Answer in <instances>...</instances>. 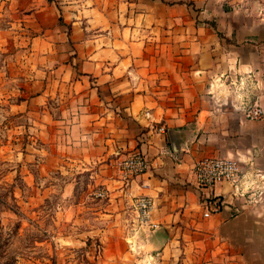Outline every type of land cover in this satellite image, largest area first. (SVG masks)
Instances as JSON below:
<instances>
[{"label":"crops","instance_id":"0c3cea01","mask_svg":"<svg viewBox=\"0 0 264 264\" xmlns=\"http://www.w3.org/2000/svg\"><path fill=\"white\" fill-rule=\"evenodd\" d=\"M6 3L33 37V78L22 92L48 148L41 176L77 167L81 180L109 192L92 211L104 226L94 264H264V118L247 120L218 89L224 72H252L254 103L264 109V65L251 63L253 49L224 56L194 12L160 0ZM133 152L149 160L147 173L128 176L109 161ZM205 158L252 163L250 184L263 191L250 201L229 183L200 188L193 169ZM74 181L67 196H79ZM142 195L153 199L155 229L136 220L133 200ZM212 197L222 210L204 218Z\"/></svg>","mask_w":264,"mask_h":264},{"label":"rangeland","instance_id":"374dc122","mask_svg":"<svg viewBox=\"0 0 264 264\" xmlns=\"http://www.w3.org/2000/svg\"><path fill=\"white\" fill-rule=\"evenodd\" d=\"M160 1L194 12L196 26L218 36L224 56L234 47H248L253 49L251 56L255 55L251 63L264 65V0ZM6 2L0 0V264H94L96 257H91L101 251L100 230L104 226L92 211L109 197L97 198L95 193L105 188L81 180L77 167L73 174H66L62 167L41 176L48 148L39 138L36 115L30 114L26 105L29 95L22 92L26 80L33 78L34 68L27 63L31 62L33 37L15 21L14 10L8 9ZM224 63L227 68L229 60L225 58ZM250 70L255 72L252 67ZM230 75L229 71L223 73L218 89L235 100L237 90L231 85L235 79H227ZM253 84L258 85L255 80L242 91L248 105H256L258 97ZM243 113L255 122L264 118L253 120ZM126 155H114L109 161ZM73 180L75 191L81 187L79 196L65 193ZM257 205L264 207V199Z\"/></svg>","mask_w":264,"mask_h":264},{"label":"built area","instance_id":"2783aa9c","mask_svg":"<svg viewBox=\"0 0 264 264\" xmlns=\"http://www.w3.org/2000/svg\"><path fill=\"white\" fill-rule=\"evenodd\" d=\"M255 81L252 73H244L238 75L231 85L237 90L235 92V103L237 107L245 112L250 119L259 120L264 117V110L260 106L248 105L246 94L242 91L250 87ZM161 131H164L162 128ZM113 167L122 174L128 176H139L147 173L150 170V163L146 156L140 152H133L129 155L122 156L113 161ZM253 169V164H249V170ZM194 175L197 184L202 189H211L218 184L229 183L234 189V194L242 198H248L250 201H255L250 197L256 195L258 191H263V187L257 189L252 183L249 170L242 165L239 159L234 158H205L197 162L194 166ZM256 177L258 175H255ZM255 177V178H256ZM263 185V177L260 179ZM247 185V187H246ZM97 198L107 199L108 191L101 189L95 193ZM133 207L136 215V220L139 227L148 226L151 229L157 227L152 222L151 216L154 207L153 199L150 196L142 195L133 200ZM205 211L204 218H210L212 215L219 214L222 210V201L217 198H209L204 203Z\"/></svg>","mask_w":264,"mask_h":264},{"label":"trees","instance_id":"16d2710c","mask_svg":"<svg viewBox=\"0 0 264 264\" xmlns=\"http://www.w3.org/2000/svg\"><path fill=\"white\" fill-rule=\"evenodd\" d=\"M61 22H62V21H61ZM212 27L214 28V30L217 31V26H216L215 23H212ZM218 35H219L220 38H225V37H224L221 33H219V32H218Z\"/></svg>","mask_w":264,"mask_h":264},{"label":"water","instance_id":"95a60500","mask_svg":"<svg viewBox=\"0 0 264 264\" xmlns=\"http://www.w3.org/2000/svg\"><path fill=\"white\" fill-rule=\"evenodd\" d=\"M170 135H171V137L173 138L174 136V131H170Z\"/></svg>","mask_w":264,"mask_h":264}]
</instances>
